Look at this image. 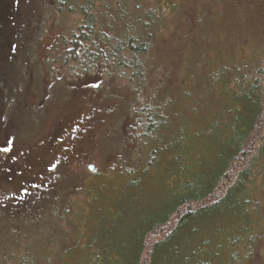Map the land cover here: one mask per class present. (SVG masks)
<instances>
[{
  "label": "trees",
  "instance_id": "trees-1",
  "mask_svg": "<svg viewBox=\"0 0 264 264\" xmlns=\"http://www.w3.org/2000/svg\"><path fill=\"white\" fill-rule=\"evenodd\" d=\"M150 2L32 0L16 19L17 52L0 82L6 103L17 107L19 85L40 74L41 105H63L78 88L100 96L114 119L111 147L130 155L136 146L138 170L122 173V188H95L85 215L55 201L29 213L24 246L12 231L19 220L0 213V235L9 232L0 264H264V27L255 49L238 36L264 3ZM203 4L218 12L214 42ZM207 33L209 49L199 42ZM154 177L162 197L151 189ZM102 187L108 192L96 195ZM37 225L44 239L32 234Z\"/></svg>",
  "mask_w": 264,
  "mask_h": 264
},
{
  "label": "rangeland",
  "instance_id": "rangeland-1",
  "mask_svg": "<svg viewBox=\"0 0 264 264\" xmlns=\"http://www.w3.org/2000/svg\"><path fill=\"white\" fill-rule=\"evenodd\" d=\"M152 1L157 0H151L150 4ZM253 1L247 0V10ZM262 1L264 3V0ZM193 4L186 16L190 22H194L198 15L197 5L195 2ZM208 4L201 7L207 11L204 12L206 14L202 24L206 25V28H211L214 42L218 29L216 27L218 12L213 7H207ZM261 6L256 5L255 10L257 13L260 12L257 14L258 17H253L251 10L250 14L247 13L246 21L240 23L243 30L236 25L237 29H240L238 36L247 37L246 42L251 49H255L261 42L257 41L258 38L263 37L262 31L259 32L263 29L261 27H264V7ZM31 8L32 0H0V82L6 81L11 71V60L17 52L16 19L21 21ZM229 29L232 33L230 37L233 38L235 32L232 24ZM208 36L209 33L203 35L199 42L202 47L209 49ZM239 52L242 56L245 55L244 49L240 48ZM215 57L212 50L211 58ZM37 79L38 82L32 78L30 82L19 85L22 87V93L17 107L6 103L4 99L6 91L2 90V82L0 83V149L11 148L9 152L0 151V213H5L2 221L9 222L10 218L19 220L20 227L14 226L16 221L12 227V231H15L14 237L19 242L18 246H24L26 243L24 236L26 238L32 236L25 235L24 231L21 233L22 220L29 213H43V208L55 201L59 205L75 203L82 206V209H87L84 211L85 215L88 208L90 209L88 204L95 193L91 196L90 194L95 188L103 185L113 189L122 188L124 185L122 173L126 170H138L137 161L135 162V155L138 153L136 146L131 148L133 152L130 150L132 153L130 155L122 146L111 147L109 132L114 128L112 124L114 119L104 105L106 100L88 90L78 88L63 105L56 102L41 105L42 74L37 76ZM26 110L32 113L33 117L26 116L28 115L25 113ZM126 126V124L120 126L118 131L123 132ZM91 166L94 167L93 171H90ZM153 181L151 189L152 186L155 187L154 195L162 197L165 189H161L159 185L162 186L163 182L160 178L156 180L155 177ZM147 186L150 187V184ZM82 187L84 192L77 193ZM104 192H108V189L102 187L96 195L103 196ZM81 224L80 233L82 232L83 236L85 225L84 222ZM43 229L37 225L32 229V234H38L44 239L46 236L41 234ZM168 231L169 228L151 236L147 250L152 243L164 238ZM6 233L9 235L8 231ZM7 234L0 235V249L4 245L3 249L6 250L4 239L7 240V237H4L8 236ZM34 243L39 244L38 241ZM80 245L84 246L83 243ZM144 258L149 261L147 251Z\"/></svg>",
  "mask_w": 264,
  "mask_h": 264
},
{
  "label": "snow or ice",
  "instance_id": "snow-or-ice-1",
  "mask_svg": "<svg viewBox=\"0 0 264 264\" xmlns=\"http://www.w3.org/2000/svg\"><path fill=\"white\" fill-rule=\"evenodd\" d=\"M9 144H11V141H9ZM0 151L9 152V151H11V148L10 147H5L3 149H0Z\"/></svg>",
  "mask_w": 264,
  "mask_h": 264
},
{
  "label": "water",
  "instance_id": "water-1",
  "mask_svg": "<svg viewBox=\"0 0 264 264\" xmlns=\"http://www.w3.org/2000/svg\"><path fill=\"white\" fill-rule=\"evenodd\" d=\"M93 170H94V167H93V166H91V167H90V171H93Z\"/></svg>",
  "mask_w": 264,
  "mask_h": 264
}]
</instances>
